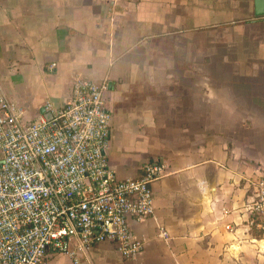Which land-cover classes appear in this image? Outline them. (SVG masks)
I'll return each mask as SVG.
<instances>
[{
  "label": "crops",
  "instance_id": "0c3cea01",
  "mask_svg": "<svg viewBox=\"0 0 264 264\" xmlns=\"http://www.w3.org/2000/svg\"><path fill=\"white\" fill-rule=\"evenodd\" d=\"M256 1L0 0V87L16 113L33 121L46 101H69L76 80L103 84L116 176L164 167L153 215L129 220L143 252L124 259L105 241L78 264H264L245 210L264 174Z\"/></svg>",
  "mask_w": 264,
  "mask_h": 264
},
{
  "label": "built area",
  "instance_id": "2783aa9c",
  "mask_svg": "<svg viewBox=\"0 0 264 264\" xmlns=\"http://www.w3.org/2000/svg\"><path fill=\"white\" fill-rule=\"evenodd\" d=\"M104 88L78 79L64 105L46 101L47 114L24 121L0 87V264H48L59 255L78 264L105 241L124 259L143 252L129 220L153 215L151 185L164 167L150 161L138 176H116ZM252 186L245 210L264 240V174Z\"/></svg>",
  "mask_w": 264,
  "mask_h": 264
},
{
  "label": "water",
  "instance_id": "95a60500",
  "mask_svg": "<svg viewBox=\"0 0 264 264\" xmlns=\"http://www.w3.org/2000/svg\"><path fill=\"white\" fill-rule=\"evenodd\" d=\"M263 3H264V0H257L256 1V4L258 5H260L261 7H263L262 5H263ZM257 14H264V11H263V9L262 10H260V11H258V13ZM48 117H49V115H47Z\"/></svg>",
  "mask_w": 264,
  "mask_h": 264
}]
</instances>
